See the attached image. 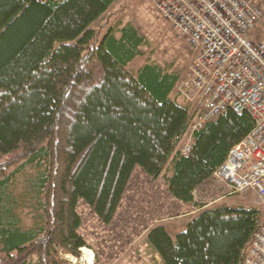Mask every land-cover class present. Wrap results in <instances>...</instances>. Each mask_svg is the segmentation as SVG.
Here are the masks:
<instances>
[{"label":"trees","instance_id":"trees-1","mask_svg":"<svg viewBox=\"0 0 264 264\" xmlns=\"http://www.w3.org/2000/svg\"><path fill=\"white\" fill-rule=\"evenodd\" d=\"M116 1L0 0V264L79 255V204L112 223L138 169L197 208L176 238L148 229L162 264H244L263 212L207 199L253 119L228 109L181 154L198 108L179 102L178 73L142 59L134 24L102 21Z\"/></svg>","mask_w":264,"mask_h":264},{"label":"built area","instance_id":"built-area-1","mask_svg":"<svg viewBox=\"0 0 264 264\" xmlns=\"http://www.w3.org/2000/svg\"><path fill=\"white\" fill-rule=\"evenodd\" d=\"M154 1L178 35L186 36L197 51L185 84L197 98L198 111L178 151L187 155L195 133L226 110L247 112L253 127L213 172V188L218 198L249 194L256 207L264 206V39L252 38L264 16L262 7L257 0ZM244 264H264V222Z\"/></svg>","mask_w":264,"mask_h":264},{"label":"rangeland","instance_id":"rangeland-1","mask_svg":"<svg viewBox=\"0 0 264 264\" xmlns=\"http://www.w3.org/2000/svg\"><path fill=\"white\" fill-rule=\"evenodd\" d=\"M264 11V0H257ZM103 22H131L139 33L147 39L143 46L145 60L150 57L162 66H169L171 71L180 75L179 89L181 104L197 107V98L193 90L186 86L190 79V64L195 58L194 49L186 36H179L172 23L157 9L154 0H117L106 12ZM252 38L255 42L264 39V16L254 27ZM184 93V94H183ZM168 176L152 180L141 169L136 170L132 185L118 211L115 221L103 223L93 210L81 202L79 210L84 217L80 229L93 261L88 260L89 253L80 248V254L60 250L61 264H162L161 257L154 252L147 242V231L155 224L163 223L170 235L176 238L179 232L187 228L197 210L186 205L168 192ZM209 205L229 203L231 205L255 206L252 195L231 194ZM256 207V206H255ZM264 214V206L258 207Z\"/></svg>","mask_w":264,"mask_h":264},{"label":"bare ground","instance_id":"bare-ground-1","mask_svg":"<svg viewBox=\"0 0 264 264\" xmlns=\"http://www.w3.org/2000/svg\"><path fill=\"white\" fill-rule=\"evenodd\" d=\"M186 134V133H185ZM185 134H184V136H185ZM184 136H183V138H184ZM182 141H183V139H182ZM85 253H89V249H84L83 250ZM89 259L88 260H91V261H93V258H92V256H91V254L89 253V256H87Z\"/></svg>","mask_w":264,"mask_h":264},{"label":"crops","instance_id":"crops-1","mask_svg":"<svg viewBox=\"0 0 264 264\" xmlns=\"http://www.w3.org/2000/svg\"><path fill=\"white\" fill-rule=\"evenodd\" d=\"M196 52H197V51H196ZM196 55H197V53L195 54V56H196ZM195 56H194V57H195Z\"/></svg>","mask_w":264,"mask_h":264}]
</instances>
